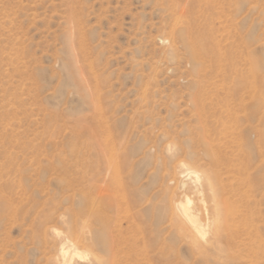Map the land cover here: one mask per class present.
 Instances as JSON below:
<instances>
[{"label":"rangeland","instance_id":"374dc122","mask_svg":"<svg viewBox=\"0 0 264 264\" xmlns=\"http://www.w3.org/2000/svg\"><path fill=\"white\" fill-rule=\"evenodd\" d=\"M214 215L239 236L205 256ZM62 246L264 264V0H0V264Z\"/></svg>","mask_w":264,"mask_h":264},{"label":"bare ground","instance_id":"6f19581e","mask_svg":"<svg viewBox=\"0 0 264 264\" xmlns=\"http://www.w3.org/2000/svg\"><path fill=\"white\" fill-rule=\"evenodd\" d=\"M204 32H201V34L202 35H209V34H207L208 32L206 30ZM192 34L194 35V34H197V33H192ZM203 46H201V47H203ZM180 167L186 168L187 166L185 167V163H184V164H180ZM184 173L185 174L182 177L183 179L185 177H188V176L192 175V174H195V175L197 174L196 172L192 171L191 168H186V171ZM183 179H182L181 183L178 182V183H180L179 185H180V188L181 189H184L185 188V183L183 182ZM192 200L193 199H191L188 196H186V199L185 200H183V201H181V202H179L177 204L178 209H177L176 212L175 211L173 212V216L176 217V221L180 225H182V226L184 225L191 232L199 233L202 236H206V234H207L206 229H205L204 225L202 224L201 220L199 219L198 214L193 210V207H192L193 206V201ZM207 217H208V214H207ZM212 220H213V226H212L213 227V238H212V241L211 242H208V243H205L204 245H202V246H200L198 248V250L200 251V253H202L205 256H208L210 254V249L211 248H217V249H219V251H223V250L227 251L229 249V247H230L229 246V244H230V242H229L230 238L232 237L231 239L232 240H235L239 236V234L236 235V233H234L235 232L234 230L238 228V225H237V227H235V229L232 228V227H234L236 225V224L235 225L234 224H231V222L232 223L234 222L233 219L230 221V223H229V221L227 222V236H225L224 230L222 229V227L218 223L219 217H217V216L214 215V217H213ZM245 227L249 231H252V229H250L251 225H250V227L247 226V225H245ZM233 233H234V235H233ZM247 236H249V238L247 240L249 242H252L255 235L254 236L253 235H250L249 232H248V235ZM226 237H227V239H226ZM77 242H76V245H77ZM231 244H233V243H231ZM75 255L78 256V258H85V256L81 252H79V251H75ZM73 257H74V255H73ZM59 258H60L62 264H72V262H71L72 260L69 261L70 258H71V257H69V249L66 248L65 246H62L61 249L59 250ZM164 258H165V261H166L165 264H178V262H177L178 261V256H177L176 253L172 257H169L168 255H166V257H164Z\"/></svg>","mask_w":264,"mask_h":264}]
</instances>
